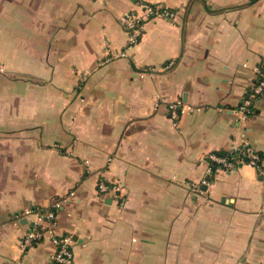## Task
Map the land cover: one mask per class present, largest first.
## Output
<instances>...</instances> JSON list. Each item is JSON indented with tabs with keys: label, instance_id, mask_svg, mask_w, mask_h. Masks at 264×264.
I'll return each mask as SVG.
<instances>
[{
	"label": "crops",
	"instance_id": "1",
	"mask_svg": "<svg viewBox=\"0 0 264 264\" xmlns=\"http://www.w3.org/2000/svg\"><path fill=\"white\" fill-rule=\"evenodd\" d=\"M139 1L176 14L130 45ZM262 67L264 0H0V264H55L48 232L19 248L15 215L56 199L73 264L264 262V173L201 183L211 150L247 142L264 166V92L245 125L235 111Z\"/></svg>",
	"mask_w": 264,
	"mask_h": 264
},
{
	"label": "built area",
	"instance_id": "2",
	"mask_svg": "<svg viewBox=\"0 0 264 264\" xmlns=\"http://www.w3.org/2000/svg\"><path fill=\"white\" fill-rule=\"evenodd\" d=\"M176 14V10L172 9L161 2L139 1L134 8L123 12L120 16V23L127 32L128 44L133 45L137 42L143 31V22L146 19L153 17L172 18ZM172 61H168L166 66L171 65ZM150 68L145 67L144 71ZM258 80L252 84L250 90L246 93L242 101L235 108L238 114V120L245 125L246 120L253 114L251 104L264 92V71H258ZM181 99H176L169 103L170 117L176 123L177 119L188 110ZM229 149H239L244 158L234 159L231 156L218 153V149L211 150L206 154L208 165L205 170L201 183H208L210 175L213 172L212 162L216 163L219 168H231L236 165L237 161L255 166L261 173H264V166L261 164V157L256 149L249 146L247 142L239 145H232ZM215 167V168H216ZM98 194L112 192L114 196H118L115 192L118 190V185L113 182H107L100 179L97 183ZM72 194V191L69 192ZM67 197V196H66ZM66 197H63L66 200ZM121 197L120 201L123 202ZM60 199L54 200L46 207H27L22 213L15 215V220L26 218L28 229L19 238L18 245L22 250H26L34 243L39 242L44 238L45 232L49 233L50 240L53 244V249L48 251L49 259L55 264H73V253L71 245L74 241L71 234L56 232L52 226L51 220L54 218V208L59 206ZM31 225V226H30ZM259 264H264L261 262Z\"/></svg>",
	"mask_w": 264,
	"mask_h": 264
},
{
	"label": "trees",
	"instance_id": "3",
	"mask_svg": "<svg viewBox=\"0 0 264 264\" xmlns=\"http://www.w3.org/2000/svg\"><path fill=\"white\" fill-rule=\"evenodd\" d=\"M262 69L264 70V67H262ZM258 76L259 74L257 75V78L255 79L254 83L258 80ZM253 83V84H254ZM263 96V93L255 99V101L250 105L251 106V109L253 110V113L256 111V104H257V101ZM249 145V144H248ZM250 146V145H249ZM218 153L220 154H225L227 155L228 157L231 156L233 157L234 159H238V158H244V156L241 154V152L239 151V149H218L217 150ZM257 153L260 155V157L262 156V153L259 151V150H256ZM212 167L213 169L216 167V163L215 162H212Z\"/></svg>",
	"mask_w": 264,
	"mask_h": 264
},
{
	"label": "water",
	"instance_id": "4",
	"mask_svg": "<svg viewBox=\"0 0 264 264\" xmlns=\"http://www.w3.org/2000/svg\"><path fill=\"white\" fill-rule=\"evenodd\" d=\"M21 222H22V223H26V222H27L26 218H22V219H21ZM30 226H31V225H30Z\"/></svg>",
	"mask_w": 264,
	"mask_h": 264
}]
</instances>
